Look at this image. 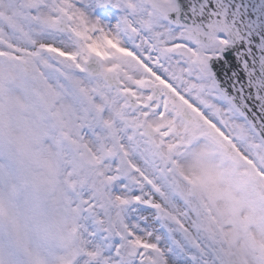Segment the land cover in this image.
<instances>
[{"label":"snow or ice","instance_id":"6c2138e0","mask_svg":"<svg viewBox=\"0 0 264 264\" xmlns=\"http://www.w3.org/2000/svg\"><path fill=\"white\" fill-rule=\"evenodd\" d=\"M0 264H264V0H0Z\"/></svg>","mask_w":264,"mask_h":264}]
</instances>
